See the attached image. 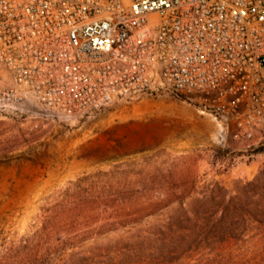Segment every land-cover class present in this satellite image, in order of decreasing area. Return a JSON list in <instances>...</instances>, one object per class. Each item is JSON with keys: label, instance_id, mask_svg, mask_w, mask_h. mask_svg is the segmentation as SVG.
Segmentation results:
<instances>
[{"label": "rangeland", "instance_id": "374dc122", "mask_svg": "<svg viewBox=\"0 0 264 264\" xmlns=\"http://www.w3.org/2000/svg\"><path fill=\"white\" fill-rule=\"evenodd\" d=\"M258 148L264 141L234 142L191 100L167 92L67 124L32 106L0 114V256L4 264H264ZM153 208L162 209L145 216Z\"/></svg>", "mask_w": 264, "mask_h": 264}, {"label": "built area", "instance_id": "2783aa9c", "mask_svg": "<svg viewBox=\"0 0 264 264\" xmlns=\"http://www.w3.org/2000/svg\"><path fill=\"white\" fill-rule=\"evenodd\" d=\"M171 93L264 141V0H0V114L70 123Z\"/></svg>", "mask_w": 264, "mask_h": 264}, {"label": "trees", "instance_id": "16d2710c", "mask_svg": "<svg viewBox=\"0 0 264 264\" xmlns=\"http://www.w3.org/2000/svg\"><path fill=\"white\" fill-rule=\"evenodd\" d=\"M256 154H259V153H264V150L263 149H261V148H258L257 150H256V152H255ZM187 197L186 196H184V197H182V198H179V200H178V203L181 205V206H183L184 205V203H185V199H186ZM237 198H233L232 199V201L234 202V200H236ZM205 199H202L201 201H200V204L201 205H199V209L201 210V211H204L205 209H206V206L204 205L205 204ZM220 207L221 206H219L218 207V209H220ZM162 208H160V209H155V208H153V210H151V212H149L148 214H146L145 216H151V215H153V214H155L156 212H158L159 210H161ZM134 223H136L135 222V220H130L129 222H124L123 224H115V223H112V224H108V225H106L107 227H109L107 230H101V233L102 234H104V233H107V232H112V231H115L116 229H117V225H122V226H125V225H129V224H134ZM106 226H104V227H106ZM44 231V229H42V232ZM45 238V236L42 234V236L40 237V240H42V239H44ZM61 244V242H58L57 243V247H59V245ZM27 244H23V245H19L18 246V248H21V249H24V248H26L27 249V246H26ZM40 247H41V245H40ZM36 259H37V257L38 256H34ZM8 257L7 256H0V264H4L5 263V261H6V259H7Z\"/></svg>", "mask_w": 264, "mask_h": 264}]
</instances>
